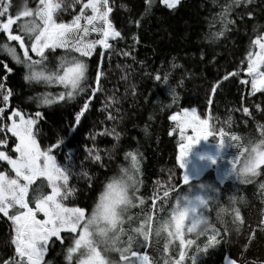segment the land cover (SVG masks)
Returning a JSON list of instances; mask_svg holds the SVG:
<instances>
[{"label": "trees", "instance_id": "1", "mask_svg": "<svg viewBox=\"0 0 264 264\" xmlns=\"http://www.w3.org/2000/svg\"><path fill=\"white\" fill-rule=\"evenodd\" d=\"M56 1L60 5L53 13L57 23H69L87 3ZM8 2V12L13 16L25 7L35 10L39 5V0ZM108 2L112 8L109 20L121 37L109 39L110 48L103 49V58L99 56V45L92 56L82 57L89 64L85 84L90 87L84 93L72 98L65 95L64 100L52 105L38 104L45 93L58 95L67 89L56 83L25 81L24 65L16 63L0 47V83L5 85L0 93L12 91L7 107L0 96V107L4 108L0 125L5 126L0 129V152L15 154L16 137L7 131L12 123L7 117L12 109L22 110L26 117H34L40 111L41 117L34 127L36 140L41 149H51L57 162L68 169V187L74 191L65 202L71 207H84L90 212L109 179L122 166L131 168V158L125 154H137L140 171L130 226L137 228L148 221L150 230L149 224L145 225L149 230L147 241L139 237L132 248L146 254L149 264H264V164L258 165V174L249 176L247 182H238L232 167V175L220 180V174L236 157V150L229 143H238L246 135H259L264 129V90L252 93L245 73L249 53L255 55L259 50L252 41L264 35V0H241L238 5L233 0H181L172 9L160 0L153 6L149 0ZM226 6L231 24L222 22L220 16ZM91 14V9H85L83 15ZM6 19L7 16L0 17V22ZM80 22L84 24L83 16ZM18 23H13L12 34L18 33ZM221 31L223 35H212ZM100 36L98 32H89L86 38ZM4 44L14 47L20 59H24V49L0 29V45ZM25 48L29 56L39 59L31 51L27 36ZM67 51L46 49L49 58L44 62L45 71L54 70L59 63L57 57ZM125 52L128 54L124 55ZM98 63L103 73L99 83L95 80ZM5 65L12 71L8 72ZM92 88L97 91L93 93ZM85 102L88 108L81 112ZM192 108L209 121V141L214 146H224V158L197 180L185 183L184 170L176 161L182 139L170 117ZM113 129L120 133L119 139L109 134ZM52 144L56 148H51ZM97 155L99 160L94 159ZM8 168L0 160V172H7ZM206 185L211 187L202 189ZM200 197L206 202L211 200L207 209L202 208V214L213 227L201 234L181 230L177 234L172 222L161 236L153 233L157 222L171 219L177 202L184 207L189 200ZM219 205L226 209L223 222L216 216ZM124 228L128 229L129 224ZM12 234V222L0 214V264H14L20 259L11 242ZM211 235H215L217 242L205 247ZM76 236L64 232L61 239L53 238L42 264H77L78 256L74 253L71 260L67 258V249ZM127 238L122 236V247L127 246ZM181 240L185 241L183 246ZM189 240L191 244L187 243Z\"/></svg>", "mask_w": 264, "mask_h": 264}, {"label": "snow or ice", "instance_id": "2", "mask_svg": "<svg viewBox=\"0 0 264 264\" xmlns=\"http://www.w3.org/2000/svg\"><path fill=\"white\" fill-rule=\"evenodd\" d=\"M160 2L172 9L179 3V0H160ZM233 2L238 5L241 0H233ZM59 6V4H54L52 0H39V5L35 10L25 7L13 16L8 12L11 7L8 0H0V17L7 16L6 20L0 22V29L8 34L9 40L17 41L20 48L24 49V59H20L14 47H10L8 44L0 45V47L16 63L24 65L25 73L23 79L28 82L56 83L65 86L67 89L66 93L61 92L58 95L45 93L43 99L38 100V104L43 105H52L57 101L64 100L65 95L68 98H72L76 94L84 93L85 88L90 87V85L85 84L89 79V64L82 57L92 56L93 50L99 45L102 49L99 52V56L103 58L105 55L103 49L110 48L109 38L121 37V32L114 29L109 20V13L112 8L109 6L108 0H87V3L83 4L80 9L81 14L75 15L69 23H57L53 18V13ZM85 9H91L92 14L83 15ZM228 11L229 8L226 6L220 16L222 17V22L231 24L232 20L226 15ZM82 16L84 24L80 22ZM16 21H19L17 24L18 33L12 34L11 28ZM96 22H102V25L97 26ZM89 32H98L101 36L99 39H87ZM212 35L214 37L223 35V31L212 33ZM25 36L29 38L31 51L39 59H33L29 56L28 50L25 48ZM252 44L257 45L259 51L255 55L249 53L246 71L251 76L252 90L257 91L264 88V35L257 36L252 41ZM56 48L68 51L65 55L57 57L59 63L55 65L54 70L46 72L47 65L44 62L49 57L45 54V50H55ZM71 53H78L79 56L71 55ZM127 54V52L124 53V55ZM37 66H40L39 71ZM5 67L7 68V65ZM7 71L11 72L12 69L7 68ZM102 74L101 66L98 63L95 65V80L97 83H99ZM241 83H244V81H241ZM4 88L5 85L0 83V89ZM91 90L95 93L97 88H92ZM11 95L12 91L10 90L0 93L4 107H7L9 96ZM88 98L91 99V97ZM29 99H32V97H29ZM86 108H88L87 102L84 103L81 112ZM3 112L4 108L0 107V113ZM244 112L247 113L248 109L244 108ZM14 117L19 119H13ZM40 117V111H36L34 117H26L22 110L12 109L11 115L7 117L12 123L7 126V131L16 137L15 152L18 155L15 159H12L0 152V160H7L16 174V178H9L3 172H0V213H3L14 226V235L11 242L15 245V253L20 257L14 264H42L50 237L54 236L60 239L62 230L77 233L78 229V235L75 237L72 246L67 249V258L71 260L73 253H76L82 247H87L89 249L88 255L81 256L77 260V264H106L105 257L101 254V251L94 247L93 242L89 239V234L86 230L88 225L84 221L87 220L88 223H91L97 217L114 221L117 207L125 201L127 196L123 181L113 178L104 186V191L101 193L91 217L86 215L84 207H67L63 200L74 191V189L68 187V169L57 162L56 157L51 154V149L42 151L37 144L36 132L33 126L37 123V118ZM170 119L177 121L182 139L187 141V143L180 145L179 155L176 156L179 167L183 169L185 167L184 159L191 151L193 145L201 139H208L211 135L208 121L200 120L196 115L195 108H192L190 112L185 109L183 115L179 117L172 116ZM76 120H80V114L76 115ZM3 127L5 126L0 125V129ZM188 128L192 130L193 135H184L185 129ZM109 134H114L115 138L119 139L120 133L115 132L114 129ZM233 139H237V137H233ZM2 142L0 141V143ZM220 144L223 145V142ZM56 146V144H52L51 148H56ZM125 155L131 158V168L135 170V179H133L131 174H129V179H132L136 189L138 184L136 177L140 171L137 154L129 151ZM94 159L99 160V155L95 156ZM261 164H264V154H262L261 159L256 164L242 169L241 174L255 176L258 174L257 167ZM234 167L235 164H233ZM38 177H42L47 181V187L51 191L45 194L40 190L42 185H38L36 194L33 197L35 203L33 208L30 207V202L26 197L29 192V186ZM19 178H22L24 182L19 183ZM182 179L186 183L189 181L186 175H183ZM164 196L167 197L168 192H165ZM197 201L195 205L187 202L186 206L181 207L180 211L174 210L171 219L175 223L177 234H179L181 225L187 218L186 213L188 211L193 213L197 221L203 218L201 209L206 201L200 198H197ZM177 204L179 205L178 202ZM10 209L12 210L11 212L9 211ZM37 213H42L43 219H38ZM236 219H239L238 213ZM146 222L149 224L148 221ZM144 229L145 225L142 224L137 231H141L144 240L147 241L150 224L149 230L145 231ZM169 229L165 224L164 230ZM188 231L192 232V229L188 227ZM212 232L215 233V228H212ZM169 235H172L171 231H169ZM215 242H217L215 235H211L205 247ZM184 243L185 241L181 240L182 246ZM187 243L191 244L192 241L189 240ZM132 246L133 244L119 250L121 264H149V257L146 254H141L138 250H133ZM165 251H167V247H165ZM183 255L184 252L181 251V258ZM4 264H9V262L5 261Z\"/></svg>", "mask_w": 264, "mask_h": 264}, {"label": "clouds", "instance_id": "3", "mask_svg": "<svg viewBox=\"0 0 264 264\" xmlns=\"http://www.w3.org/2000/svg\"><path fill=\"white\" fill-rule=\"evenodd\" d=\"M229 144L236 150V157L231 161L232 168L233 164H235V167L233 168L235 176L238 182H247L249 176L242 175L241 170L256 164L258 160L261 159L262 154H264V129L260 131L259 135H246L241 137L238 143ZM129 174H131L133 179H135V170L126 166H122L114 177L123 181V186L125 187L127 193L125 201L116 209L114 221L103 220L100 217H97L91 223H88L87 220L84 221V223L88 225L86 230L89 234V239L93 242V246L101 251V254L103 253L106 264H119V261L114 259L111 256V253L118 252L120 254L119 250L124 248L121 247L122 236L127 235L128 238L125 242L127 246L136 243L139 237H143L141 231H137V229L140 227L131 228L130 226V212L135 206V202L133 200L135 185L133 184L132 179H129ZM112 179L113 178H110L107 183H109ZM103 191L104 190L98 193L97 200L93 204L88 214L89 217H91L92 211L95 209L96 203L99 201L100 195ZM239 200L240 202H243V197H240ZM210 201L211 200L205 203L203 206L204 209L209 207ZM235 201L236 198L234 197L233 202ZM180 210L181 206L179 204L176 208V211ZM225 212V207L223 205H219L216 209L217 220L223 222V214ZM186 215L187 218H190L189 228H191L192 231H197V234H201L208 228L213 227L209 223L207 217L204 215L199 221L196 220L191 211H188ZM126 223L129 224L128 229L123 227ZM165 224L171 228L172 219H167L163 222H157L152 229L153 233L156 236H161L165 231ZM145 225H147V222ZM144 230H147L146 227ZM88 252L89 249L87 247H82L79 251V256H86L88 255Z\"/></svg>", "mask_w": 264, "mask_h": 264}, {"label": "rangeland", "instance_id": "4", "mask_svg": "<svg viewBox=\"0 0 264 264\" xmlns=\"http://www.w3.org/2000/svg\"><path fill=\"white\" fill-rule=\"evenodd\" d=\"M158 0H150L149 2V5L150 6H153ZM181 0H179L180 2ZM52 2L54 4H57V1L56 0H52ZM166 6V5H165ZM57 9V8H56ZM55 9V10H56ZM111 38V37H110ZM109 38V39H110ZM259 49V48H258ZM259 51V50H258ZM246 73V78L250 81V84H251V76L248 75L247 71L245 72ZM261 90H264V88H262ZM261 90H257V91H253L252 88H251V92L252 93H256L258 91H261ZM189 112L191 111V109H188ZM183 112L184 110H182L181 112L179 113H176L174 114L173 116H181L183 115ZM196 115L197 117L200 119V120H207V119H203L201 118L197 111H196ZM13 119H16L18 120L19 118L18 117H14ZM38 121V120H37ZM208 121V120H207ZM172 124H173V128L175 131H177L180 136H181V132H180V128L178 127V124H177V121L176 120H173L172 119ZM36 125V124H35ZM35 125L33 126V128L35 127ZM208 128H209V121H208ZM209 131H210V128H209ZM184 135L185 136H191L193 135L192 133V130L190 128L188 129H185V132H184ZM210 137V136H209ZM181 139H182V136H181ZM182 143H187L186 140L182 139ZM181 143V144H182ZM38 144V143H37ZM43 151V149H41ZM179 151H180V146H179ZM223 152H224V146H214L210 143L209 141V138L208 139H201L198 143H196L195 145H193L191 151L189 152V154L187 155V157H185L184 159V165L185 167L183 168L184 170V175H186L188 178H189V181H193V180H197L198 178H200L201 176H203L207 171H209L211 169V167L214 165V164H217V160L218 159H222L224 158L223 156ZM3 153L6 155V156H9L10 158L12 159H15L16 156L18 155L16 152H15V148H14V156H11L10 154L6 153L3 151ZM179 155V154H178ZM1 161H4L8 164L7 160H1ZM224 161V160H223ZM9 165V164H8ZM228 165V164H227ZM232 165H229L227 168H226V171H223L222 172V175L220 174V180L223 181L226 179L225 176H228L229 174L232 175L231 173V168ZM228 172V173H227ZM5 174L6 177H9V178H16V174L15 172L12 170L11 166L9 165V168L7 170V172H3ZM19 183H23L24 181L22 180V178H19L18 180ZM185 182V181H184ZM187 182V183H188ZM186 183V182H185ZM38 185H42L41 187V191L45 194L49 193L51 191L50 188L47 187V181L42 178V177H38L36 181L33 182L32 185L29 186V192H28V195L26 197V199L30 202V207H35V203H34V200H33V197L34 195L36 194V189H37V186ZM211 186L210 185H206L204 186V188L202 189H205V188H210ZM200 189V190H202ZM199 190V191H200ZM31 191V192H30ZM137 191V189L134 190V193ZM186 197H191L190 195L189 196H186ZM200 199H203L205 200L203 197H200ZM189 202H191L193 205L197 204V198L193 199V200H189ZM63 203L67 206V207H71L67 204V202H65V199L63 200ZM10 212L12 211L11 209L9 210ZM201 212H203V210L201 209ZM3 217L7 218L6 216H4L3 213H0ZM89 212H86V215H88ZM37 218L38 219H43V214L42 213H37ZM8 219V218H7ZM189 220L190 218H186L185 221L183 222V224L181 225V228L180 230L182 232H187V233H193V232H196V231H192V232H189L188 231V227H189ZM127 225V223L125 224ZM124 225V226H125ZM123 226V227H124ZM14 226L12 224V236L14 235ZM64 232H68L66 230H62L61 233H60V239H61V236H62V233ZM78 232H79V229L77 231V233H74L76 235H78ZM71 233V232H70ZM53 238H56L57 237H50L49 238V242H48V245L50 243V241L53 239ZM123 241H122V238H121V247H122V244ZM48 245H47V251L45 252V256L48 252ZM79 251L80 249H78V251L76 253H74L76 256H78V259L80 258L79 256ZM103 255V253H102ZM44 256V257H45ZM111 256L118 260L119 261V264H121L120 260H119V257H120V254L118 252H113L111 253Z\"/></svg>", "mask_w": 264, "mask_h": 264}, {"label": "water", "instance_id": "5", "mask_svg": "<svg viewBox=\"0 0 264 264\" xmlns=\"http://www.w3.org/2000/svg\"><path fill=\"white\" fill-rule=\"evenodd\" d=\"M228 264H233V262H231V263H228ZM234 264H237V263H235V262H234Z\"/></svg>", "mask_w": 264, "mask_h": 264}]
</instances>
